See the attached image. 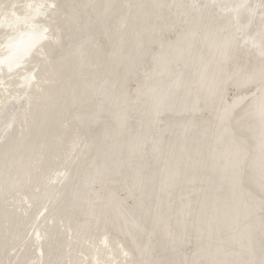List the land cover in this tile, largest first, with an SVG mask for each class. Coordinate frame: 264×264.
<instances>
[{
  "label": "bare ground",
  "instance_id": "obj_1",
  "mask_svg": "<svg viewBox=\"0 0 264 264\" xmlns=\"http://www.w3.org/2000/svg\"><path fill=\"white\" fill-rule=\"evenodd\" d=\"M0 264H264V0H0Z\"/></svg>",
  "mask_w": 264,
  "mask_h": 264
}]
</instances>
